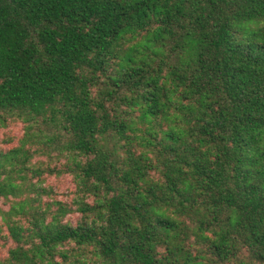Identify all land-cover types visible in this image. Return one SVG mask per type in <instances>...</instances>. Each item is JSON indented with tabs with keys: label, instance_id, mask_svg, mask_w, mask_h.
<instances>
[{
	"label": "trees",
	"instance_id": "trees-1",
	"mask_svg": "<svg viewBox=\"0 0 264 264\" xmlns=\"http://www.w3.org/2000/svg\"><path fill=\"white\" fill-rule=\"evenodd\" d=\"M11 121L0 264H264V0H0Z\"/></svg>",
	"mask_w": 264,
	"mask_h": 264
},
{
	"label": "rangeland",
	"instance_id": "rangeland-1",
	"mask_svg": "<svg viewBox=\"0 0 264 264\" xmlns=\"http://www.w3.org/2000/svg\"><path fill=\"white\" fill-rule=\"evenodd\" d=\"M23 134L24 124L22 122L11 121L6 126H0L1 146L8 149L17 145ZM37 159L43 161L45 165H54L56 163L55 158L51 159L46 156H39ZM45 177L44 185L51 189V197L72 203L76 196V183L70 174H64L61 176L45 175ZM0 205L5 208H8L9 206L4 199L0 200ZM78 217V213H71L67 215L66 219L75 223ZM8 235L9 231L7 225L3 223L0 215V261L8 256L9 249L13 245V241Z\"/></svg>",
	"mask_w": 264,
	"mask_h": 264
}]
</instances>
